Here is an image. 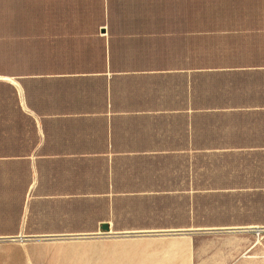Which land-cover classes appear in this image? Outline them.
<instances>
[{
	"label": "crops",
	"instance_id": "0c3cea01",
	"mask_svg": "<svg viewBox=\"0 0 264 264\" xmlns=\"http://www.w3.org/2000/svg\"><path fill=\"white\" fill-rule=\"evenodd\" d=\"M239 229H264V0H0V264L108 237L143 246L68 253L176 264L191 240L125 238Z\"/></svg>",
	"mask_w": 264,
	"mask_h": 264
},
{
	"label": "rangeland",
	"instance_id": "374dc122",
	"mask_svg": "<svg viewBox=\"0 0 264 264\" xmlns=\"http://www.w3.org/2000/svg\"><path fill=\"white\" fill-rule=\"evenodd\" d=\"M158 235L130 236L125 239H137L143 242L153 241V239L157 238L165 239L164 242L183 239L188 244V241L191 240L193 242V247L184 254L186 260L180 259L181 261H177L176 264H264V229L206 231L190 236ZM119 240L123 239L108 237L87 240L59 239L28 241L24 244H18L17 248H13L19 249L17 255L13 256L10 254L8 260L4 261L2 264H128V259L123 261L122 258L114 257L113 255L90 256L83 254L81 257L77 254L73 255L68 253L70 251H75L72 248H75L76 245L108 244L109 242ZM114 243L120 244L124 242L120 241ZM82 249L87 250V248ZM8 251L10 253L12 249L10 248ZM20 251L27 252L21 253ZM158 255L161 257V254ZM140 258L141 257L138 259ZM151 259L153 260L155 257H151ZM137 261L134 260L131 264H137ZM166 263L175 264L173 258ZM155 264H157V262H155Z\"/></svg>",
	"mask_w": 264,
	"mask_h": 264
},
{
	"label": "bare ground",
	"instance_id": "6f19581e",
	"mask_svg": "<svg viewBox=\"0 0 264 264\" xmlns=\"http://www.w3.org/2000/svg\"><path fill=\"white\" fill-rule=\"evenodd\" d=\"M139 244H135V243H132V244H128V243H120V244H112V245H109L107 248L109 247H112L113 249H120V248H125V247H130V248H135L137 247ZM92 248H99V247H92ZM92 248H87V249H92ZM103 248V247H102ZM126 254V253H125ZM123 254V255H125ZM128 254V253H127ZM96 256H102L101 254H97ZM123 258V257H121Z\"/></svg>",
	"mask_w": 264,
	"mask_h": 264
},
{
	"label": "water",
	"instance_id": "95a60500",
	"mask_svg": "<svg viewBox=\"0 0 264 264\" xmlns=\"http://www.w3.org/2000/svg\"><path fill=\"white\" fill-rule=\"evenodd\" d=\"M103 229L105 230V229H107L106 227H103Z\"/></svg>",
	"mask_w": 264,
	"mask_h": 264
}]
</instances>
